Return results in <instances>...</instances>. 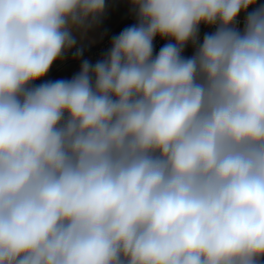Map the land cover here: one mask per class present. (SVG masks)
Wrapping results in <instances>:
<instances>
[{
	"label": "clouds",
	"instance_id": "9594fccd",
	"mask_svg": "<svg viewBox=\"0 0 264 264\" xmlns=\"http://www.w3.org/2000/svg\"><path fill=\"white\" fill-rule=\"evenodd\" d=\"M255 3L132 0L139 22L104 59L29 87L105 0H0V264H259ZM157 35L174 43L153 56Z\"/></svg>",
	"mask_w": 264,
	"mask_h": 264
},
{
	"label": "crops",
	"instance_id": "0c3cea01",
	"mask_svg": "<svg viewBox=\"0 0 264 264\" xmlns=\"http://www.w3.org/2000/svg\"><path fill=\"white\" fill-rule=\"evenodd\" d=\"M134 9L132 0H105V7L98 16L88 18L82 24L70 26L72 46L66 48L48 73L33 82L29 87L56 81L70 80L79 73L83 62L74 59V53L79 48H89L99 43L105 36L119 27L126 15Z\"/></svg>",
	"mask_w": 264,
	"mask_h": 264
},
{
	"label": "built area",
	"instance_id": "2783aa9c",
	"mask_svg": "<svg viewBox=\"0 0 264 264\" xmlns=\"http://www.w3.org/2000/svg\"><path fill=\"white\" fill-rule=\"evenodd\" d=\"M261 6H264V0H256V3L254 5H251L247 9V12H252ZM246 15H247L246 12H242L237 19V27H239L240 29H243L244 27ZM138 22L139 21H138L137 11L134 8L126 15L121 25L117 27L114 31H112L110 34L105 36L99 43L89 48L76 49L74 53V59L79 60L81 62L88 61L90 64L94 65L96 62L104 59L106 54L110 51L113 37L118 36L122 32V29L120 28L124 26L131 27L137 25ZM214 30H215L214 27L201 24L199 26V33H198L199 42L202 43L205 34H210ZM169 42L174 43V41L163 39L159 35H157L153 40V56L157 55L160 49ZM195 47H196L195 45L189 42L185 46L182 55L185 58H190L191 56L194 55Z\"/></svg>",
	"mask_w": 264,
	"mask_h": 264
},
{
	"label": "water",
	"instance_id": "95a60500",
	"mask_svg": "<svg viewBox=\"0 0 264 264\" xmlns=\"http://www.w3.org/2000/svg\"><path fill=\"white\" fill-rule=\"evenodd\" d=\"M259 264H264V257H261L259 260Z\"/></svg>",
	"mask_w": 264,
	"mask_h": 264
},
{
	"label": "trees",
	"instance_id": "16d2710c",
	"mask_svg": "<svg viewBox=\"0 0 264 264\" xmlns=\"http://www.w3.org/2000/svg\"><path fill=\"white\" fill-rule=\"evenodd\" d=\"M126 28H128V27L124 26V27H122V28H120V29H122V31H123V30L126 29Z\"/></svg>",
	"mask_w": 264,
	"mask_h": 264
}]
</instances>
